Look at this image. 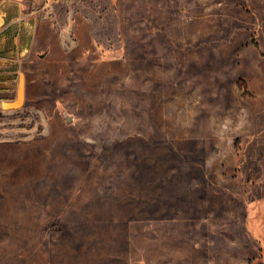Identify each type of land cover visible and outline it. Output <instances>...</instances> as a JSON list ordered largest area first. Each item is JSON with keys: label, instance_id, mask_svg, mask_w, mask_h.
<instances>
[{"label": "rangeland", "instance_id": "1", "mask_svg": "<svg viewBox=\"0 0 264 264\" xmlns=\"http://www.w3.org/2000/svg\"><path fill=\"white\" fill-rule=\"evenodd\" d=\"M5 13L0 264H264V0Z\"/></svg>", "mask_w": 264, "mask_h": 264}, {"label": "crops", "instance_id": "2", "mask_svg": "<svg viewBox=\"0 0 264 264\" xmlns=\"http://www.w3.org/2000/svg\"><path fill=\"white\" fill-rule=\"evenodd\" d=\"M2 18L3 25L0 28V53L4 52L7 47L6 42L8 40V36H4V33H6V29L13 30L15 26V23L13 22L6 24V21H9L6 13L2 16ZM31 34V26L28 23H24L19 28H17V35L14 38V43L18 45L17 50L19 51L21 56L26 57L35 49V43L33 41L34 36L32 37ZM4 56H6V54ZM3 81H5V75L4 73H2V71H0V83Z\"/></svg>", "mask_w": 264, "mask_h": 264}, {"label": "bare ground", "instance_id": "3", "mask_svg": "<svg viewBox=\"0 0 264 264\" xmlns=\"http://www.w3.org/2000/svg\"><path fill=\"white\" fill-rule=\"evenodd\" d=\"M0 26H1V24H0Z\"/></svg>", "mask_w": 264, "mask_h": 264}]
</instances>
